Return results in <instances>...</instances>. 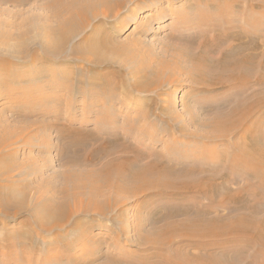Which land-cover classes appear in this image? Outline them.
<instances>
[{
  "label": "rangeland",
  "instance_id": "1",
  "mask_svg": "<svg viewBox=\"0 0 264 264\" xmlns=\"http://www.w3.org/2000/svg\"><path fill=\"white\" fill-rule=\"evenodd\" d=\"M51 1L0 0V194L11 189L9 184L14 190L10 194L12 200H6L8 205H0V264H180L170 249L153 248L146 236L164 223L163 218L157 217L166 209L179 205L200 209L211 204L199 192L149 198L110 191L116 201L113 208L106 209L107 217L81 213L66 229L52 232L40 231L28 209L16 216L14 213L23 200L32 209L38 199L63 200L65 191L73 193L65 174L68 169H99L115 156L132 158L131 148L161 153L179 165L207 169L208 174L219 172L225 176L219 181L231 173L232 191H245L243 197L247 190L256 192L251 199L245 197L249 203L263 200L264 190L258 188L261 183L253 174V168L257 169L255 162L248 160L235 166L226 161L227 155L238 156L233 141L242 137L244 129H233L229 140L205 137L197 141L178 127L180 123L188 132L214 135V130L203 127L202 121L213 117L218 108L228 110L234 105L238 84L203 87L191 71L192 54L204 55L207 41L217 39L222 26L228 28L229 12L238 16L234 24L240 22L242 26L248 22V26L251 22L240 12L247 8L232 6L233 0H136L134 7L125 8L118 17L92 22L53 60H44L41 55L46 49L41 41L50 35L46 26L57 21L52 16ZM251 2L244 0L249 8ZM256 23L261 24L259 29L247 28L254 35L246 33L259 45L255 50L258 59H264V19ZM217 27L220 30H215ZM88 34L99 36L98 43L111 39L116 51L100 46L106 59L112 61L110 64L95 66L77 60L79 54L74 48L83 46ZM222 37L223 41L205 53L208 59H222L224 52L238 41ZM10 55L13 58L6 60ZM143 62L153 67L162 64L164 86L154 92L143 93L131 85L138 77L135 64ZM6 68L15 72L8 76ZM59 69L69 73L65 87L49 86L51 81L57 83L60 79L51 75ZM105 70L113 73L102 76ZM33 77L35 81L30 83ZM250 79L248 93L264 90V85H256L254 78ZM106 90L110 91L108 97ZM259 115L264 117V108L257 111L256 116ZM75 132L81 134L78 144L72 140L77 137ZM149 156L143 162L156 157ZM233 173L239 178L233 180ZM225 196L221 193L214 198L213 203L220 210L215 212H245ZM104 197L84 196L86 202H104ZM122 198L126 203L121 209L118 207ZM71 204L72 207L73 201ZM175 247L197 250L187 241L176 242L172 245ZM257 248L254 245L249 252ZM248 259L251 264H264L262 255L254 257L253 262Z\"/></svg>",
  "mask_w": 264,
  "mask_h": 264
},
{
  "label": "bare ground",
  "instance_id": "2",
  "mask_svg": "<svg viewBox=\"0 0 264 264\" xmlns=\"http://www.w3.org/2000/svg\"><path fill=\"white\" fill-rule=\"evenodd\" d=\"M135 1L136 0H52L50 3V7H52L53 11L52 16H54L53 18H56L57 21L54 25L46 26V28L48 27L49 29H47V31L50 35L45 41H41L42 47L46 49L43 53L44 55H41L43 56L42 58L44 60H53L55 55L63 52L74 37L79 35L80 32H83L92 22L100 19L116 18L125 8L134 5V3H136ZM250 1H252V7L250 6V8L246 7V2L244 4V0H233L232 6L238 5L241 6L240 8H247V10H240V12L248 17L251 22L248 26L254 29L256 26L258 27L261 25H258L256 21L258 19H264V0ZM255 8L258 10H255ZM132 9L134 10L135 8ZM242 15L241 17L244 16ZM236 16V13L233 12L227 14V23L229 24H225L228 25V28L222 29L223 23L220 25L222 26L220 28L222 32L220 31L217 33V39L213 40V42L207 41L208 45L203 52L204 55L192 54L193 64L191 66L192 73L196 74V78L203 82V87L207 88L208 86L206 85L224 86L227 85V82L238 84L236 90L234 89L236 92L234 105L228 110L218 108L213 117L202 121L203 127L206 126L214 130V135H211L209 132H203V134L188 132L180 123H178V127L185 135L197 141L203 140L205 137L210 139L224 138L229 140L230 133L233 129L235 131L241 128L244 129V134L242 135L244 138L242 139L241 137L239 140L233 141V147L238 149V156L233 157L227 155L226 161L235 166L236 163L240 162L244 164L245 161L248 160L255 162L257 169H254L255 167L253 168V174L261 183L258 188L263 191L264 117L262 118L260 115L256 116V113L264 108V90L257 91L255 89L248 93L247 89L250 84V78L252 77L256 85H264V59L260 57L258 59V54L256 55L255 50L259 49V45H256L253 36L247 35L246 33H253L250 28L251 31H247L249 29H247L248 26L245 23L248 22H245L242 26L239 25L240 22L239 24H234ZM239 20L241 21V19ZM220 29L218 27L215 28V30ZM52 34L55 36H52ZM222 36H226L227 38L231 37V39L235 38L238 41L236 45L233 44V46H230V48L224 52L222 59H208L205 53L209 52L214 44H218L223 39ZM98 37L89 34L87 37H84V45H79V47L74 48V51L79 54L77 60L79 59L82 62L85 61L95 66H105L112 62L106 59L107 56L100 46L102 45V47L114 49L115 51L117 48L111 47L113 43L109 38L102 39L100 43H98V39H96ZM217 47H219V45ZM33 53L35 55V51ZM113 53L115 52L113 51ZM87 54H91L89 55L90 57L87 56ZM12 58L13 55H10L6 60ZM56 58H58V56H56ZM161 67L162 64L156 67L144 62L137 65L135 64L134 71L138 77H135L136 79L132 81V87L137 88L140 92L149 93L164 86L163 83L165 81L163 82L162 79ZM4 70L5 74L8 76L15 72L10 68ZM62 70L63 69H59L57 72L52 71L51 75L66 80L59 79L57 83L51 81L49 86L65 87L64 82L67 81L70 76H68L69 73ZM100 73L102 74V72ZM109 73H113L112 70H105L102 76L105 75V77H108L107 75H110ZM40 74L41 72L38 75ZM41 75H43V73ZM32 80L35 81V77L31 78L29 82L31 83ZM95 82L97 83L99 81ZM7 93L8 91L6 90L4 95H7ZM109 93L107 92L106 96ZM57 97L58 96H55V98ZM174 120L177 121V119ZM249 121L251 122L250 125H248ZM75 134L77 137L72 140L74 143L78 144L82 140L81 134L78 132H75ZM130 151H132L133 154L132 158L128 156H115L108 160L103 166L99 167V169H68L65 174L67 175L66 178L68 183L73 186L72 195L65 191L64 196L62 194L63 200L58 202H56L54 197L44 201L38 199L33 209L23 200V203L16 207L17 211L14 215L16 216L22 213L23 210L28 209V211H30L29 213L35 217L36 226L39 227L37 228L40 229V231L52 232L55 229L60 228L61 230L66 227L71 223L74 217L81 213H85L86 215L97 213L102 217H107L109 214L106 213V209L110 210L113 208L116 201V199L111 196L110 191L113 193L121 192L134 194L137 197L143 195L149 198L150 196H154L155 198L157 195L172 198L185 193L199 192L203 197L208 198L211 204L204 205L202 206L203 208L200 209H197V206L193 209V207H182L179 205L174 209H166L158 215L157 218H163L164 223L159 227L157 226L158 228L151 234L147 233L146 236V240L148 243H151L150 245H152L153 248L157 249L158 246L163 248L164 246V249H170L178 257L180 264H251L248 258L253 262L254 257L257 255L264 256L263 196V200L257 203H249L245 197L251 199V196H254L256 192L247 190L243 197L245 191L240 189L232 191L230 186L231 173L228 178L219 181V178H225V176H221L219 172L208 174L207 169L199 170L190 165L182 166V164L179 165V163L172 161L161 153H147L139 148H131ZM148 154L156 157L150 161L143 162V159L150 157ZM232 175L233 180L239 178V176L237 177L238 174L233 173ZM9 187H11V189ZM8 188L6 193L0 194V205L1 203L5 204L7 202L6 200H12L10 199V194L12 193L13 186L9 184ZM105 188L109 189V192L105 191ZM221 193H224L226 195L225 197L237 203L238 207L245 209V212L239 210L229 215L227 213L215 212L216 210H220L219 205L217 203L214 204L213 201L216 195ZM86 195L92 197L103 195L105 199L104 202L89 200L87 203L84 198ZM257 199L261 198L257 197ZM71 201H73L74 204L72 207ZM122 201L123 202L118 208L122 209V206L125 205L126 200L123 199ZM260 203L262 204L260 205ZM5 205L7 206L8 204L6 203ZM65 212L67 213L66 216L64 215ZM213 212L215 213L213 214ZM6 215L8 214L6 213ZM182 215L185 217L177 218ZM37 228L33 230L35 233L37 232ZM181 241H187L197 250L189 251L187 248H172V245ZM219 241L224 244L219 245ZM234 245L235 248H233ZM254 245H258V248L253 253H250L249 250Z\"/></svg>",
  "mask_w": 264,
  "mask_h": 264
}]
</instances>
